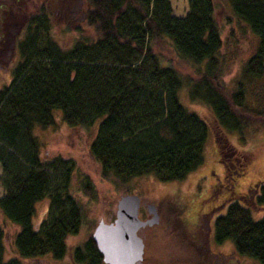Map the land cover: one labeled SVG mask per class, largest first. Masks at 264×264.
<instances>
[{
    "label": "trees",
    "instance_id": "obj_1",
    "mask_svg": "<svg viewBox=\"0 0 264 264\" xmlns=\"http://www.w3.org/2000/svg\"><path fill=\"white\" fill-rule=\"evenodd\" d=\"M82 1L80 26L65 46L52 38L50 25L54 16L73 20V0L35 1L15 40L11 78L0 86V212L17 225L15 255L7 258L0 225V264L59 259L66 252L74 264H103L90 235L69 250L65 243L83 217L71 187L73 160L42 159L34 132L52 125L55 112L69 127H93L88 153L100 176L116 182L180 180L201 163L207 125L180 103L182 88L211 110L221 128L240 133L249 123L264 124V106L246 103L240 81L231 90L222 83L212 0H185L182 15L172 14L170 0ZM225 4L256 37L240 75L264 80V0ZM174 56L192 71L181 73ZM77 192L91 194L86 176ZM44 197L45 217L32 226L34 203ZM254 203L264 204V185ZM211 230L217 243L228 239L238 256L264 264V212L252 218L246 204L231 198L214 215Z\"/></svg>",
    "mask_w": 264,
    "mask_h": 264
},
{
    "label": "rangeland",
    "instance_id": "obj_2",
    "mask_svg": "<svg viewBox=\"0 0 264 264\" xmlns=\"http://www.w3.org/2000/svg\"><path fill=\"white\" fill-rule=\"evenodd\" d=\"M35 1L21 0L17 5L19 9L15 10L10 8L9 0H0V86L7 84L11 78L10 69L16 59L15 40L22 33L26 12L36 7ZM212 2L221 37L219 55L222 83L231 90L235 82L240 81L246 103L250 107L264 106L263 78L245 79L240 75L244 61L253 52L256 37L232 15L225 0ZM70 4L73 20L70 21L67 16H54L50 25L52 38L61 46L71 42L80 26L84 3L73 0ZM170 5L174 15H182L186 10L185 0H170ZM87 31L90 33L89 29L84 33ZM173 59L181 73L192 71L184 60L175 56ZM179 100L187 110L203 118L207 125L202 161L180 180L158 181L151 176H139L116 182L100 176L97 163L87 150L93 127H69L57 112L52 125L34 129L40 141L39 154L42 159L58 155L73 160L71 187L83 204V217L76 232L65 237L68 250L90 235L99 219L106 222L112 219L116 199L127 190L126 193H136L140 203L154 204L159 215L155 224L138 231L143 249L142 259L137 264H258L246 256H238L228 239L218 243L214 241L211 224L214 215L221 212L224 203L231 198L246 204L252 218L264 212V204L258 206L250 202L247 195L241 196L251 182L264 180V124L249 123L238 133L234 129L219 127L211 110L200 101L190 100L183 88ZM217 154H220L221 160H226V167L222 166ZM230 160L231 164L228 162ZM85 176L92 184L89 195L77 192L78 181ZM216 203L220 204L217 208L212 206ZM47 209L46 197L34 203L30 218L32 226L45 217ZM208 210V213L205 212ZM0 225L3 231V256L7 258L15 255L12 238L17 225L1 212ZM21 262L74 264L68 252L59 259L44 255L21 258Z\"/></svg>",
    "mask_w": 264,
    "mask_h": 264
},
{
    "label": "water",
    "instance_id": "obj_3",
    "mask_svg": "<svg viewBox=\"0 0 264 264\" xmlns=\"http://www.w3.org/2000/svg\"><path fill=\"white\" fill-rule=\"evenodd\" d=\"M138 196L135 193L121 194L115 202L113 218L106 222L99 219L93 226L92 238L101 260L105 264H134L141 259L142 240L137 229L157 222L152 204L146 205L150 216L138 218Z\"/></svg>",
    "mask_w": 264,
    "mask_h": 264
},
{
    "label": "flooded vegetation",
    "instance_id": "obj_4",
    "mask_svg": "<svg viewBox=\"0 0 264 264\" xmlns=\"http://www.w3.org/2000/svg\"><path fill=\"white\" fill-rule=\"evenodd\" d=\"M10 2H9V5H10V8L11 9H17V6H16V0H9ZM14 5H13V4ZM217 156H218V160L219 161H221V164H222V166H224V167H226L225 166V162H226V160L225 159H222L221 160V158H220V154H217ZM230 164L232 163V161L230 160V161H228ZM238 168H239V166H238ZM236 171H237V169L235 170V173H236ZM262 182H264V180L262 179V180H258V181H256V182H251V184L249 185V187L245 190V193H242L241 194V196H244V195H247V197L249 198V200H250V202H253L254 203V196L256 195V193H257V191L259 190V187L262 185ZM235 199H237V198H235ZM240 201V200H239ZM149 202H147V203H145V204H142V203H140L139 202V204H138V208H137V213H138V216H139V218H141V219H144V218H146L149 214H147L146 213V208H145V206L148 204ZM226 203H224V205H225ZM256 204V203H255ZM154 205V204H153ZM215 205V206H214ZM214 205H212L213 207H215V208H217L218 206H220V204L219 203H216V204H214ZM256 205H262V204H256ZM224 207V206H223ZM222 207V208H223ZM214 208V209H215ZM154 209H155V211H156V213L158 214V212H157V209H156V207H155V205H154ZM205 212H209V210L208 211H205ZM210 215L212 214V213H209ZM159 216V215H158ZM145 228V227H144ZM224 257V256H223ZM223 263V262H222ZM223 264H225V263H223ZM227 264H231V263H227Z\"/></svg>",
    "mask_w": 264,
    "mask_h": 264
}]
</instances>
